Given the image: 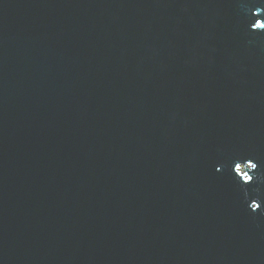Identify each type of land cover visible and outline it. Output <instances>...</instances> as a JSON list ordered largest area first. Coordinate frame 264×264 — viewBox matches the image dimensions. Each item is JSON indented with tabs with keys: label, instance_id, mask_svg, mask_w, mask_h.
I'll use <instances>...</instances> for the list:
<instances>
[{
	"label": "water",
	"instance_id": "95a60500",
	"mask_svg": "<svg viewBox=\"0 0 264 264\" xmlns=\"http://www.w3.org/2000/svg\"><path fill=\"white\" fill-rule=\"evenodd\" d=\"M0 264H264V0H0Z\"/></svg>",
	"mask_w": 264,
	"mask_h": 264
},
{
	"label": "snow or ice",
	"instance_id": "6c2138e0",
	"mask_svg": "<svg viewBox=\"0 0 264 264\" xmlns=\"http://www.w3.org/2000/svg\"><path fill=\"white\" fill-rule=\"evenodd\" d=\"M246 179H250V178H247V177H246Z\"/></svg>",
	"mask_w": 264,
	"mask_h": 264
}]
</instances>
